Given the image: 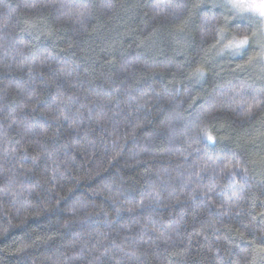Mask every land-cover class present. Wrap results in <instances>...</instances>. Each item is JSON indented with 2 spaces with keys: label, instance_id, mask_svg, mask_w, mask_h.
Segmentation results:
<instances>
[{
  "label": "trees",
  "instance_id": "trees-1",
  "mask_svg": "<svg viewBox=\"0 0 264 264\" xmlns=\"http://www.w3.org/2000/svg\"><path fill=\"white\" fill-rule=\"evenodd\" d=\"M262 52L229 0H0V264H264Z\"/></svg>",
  "mask_w": 264,
  "mask_h": 264
},
{
  "label": "clouds",
  "instance_id": "clouds-1",
  "mask_svg": "<svg viewBox=\"0 0 264 264\" xmlns=\"http://www.w3.org/2000/svg\"><path fill=\"white\" fill-rule=\"evenodd\" d=\"M230 5L239 13H247L260 18L262 23H264V0H230ZM246 37L250 36L244 32L234 33L232 38L224 44L221 51L223 52L226 49L241 50L245 48L244 46H241V41H243Z\"/></svg>",
  "mask_w": 264,
  "mask_h": 264
},
{
  "label": "snow or ice",
  "instance_id": "snow-or-ice-1",
  "mask_svg": "<svg viewBox=\"0 0 264 264\" xmlns=\"http://www.w3.org/2000/svg\"><path fill=\"white\" fill-rule=\"evenodd\" d=\"M255 35L256 33H253L252 37H246L243 41H241V46H244V47L249 46V44L253 42V37H255ZM260 58L264 59V52L261 53ZM253 59H255V57ZM204 72L205 70L203 68H198L196 72L194 73V75L199 78H203ZM206 138L213 144L215 143V140L212 136L206 134Z\"/></svg>",
  "mask_w": 264,
  "mask_h": 264
},
{
  "label": "rangeland",
  "instance_id": "rangeland-1",
  "mask_svg": "<svg viewBox=\"0 0 264 264\" xmlns=\"http://www.w3.org/2000/svg\"><path fill=\"white\" fill-rule=\"evenodd\" d=\"M230 1V0H229ZM264 24V23H263ZM231 92H233V91H231ZM242 92H244L243 90H242ZM240 95V94H239ZM251 96H253V97H257V99H259L260 97H261V95H260V93L258 92V91H252V95ZM225 99H221V103L224 101ZM254 102V101H253ZM253 102H252V104H253Z\"/></svg>",
  "mask_w": 264,
  "mask_h": 264
}]
</instances>
